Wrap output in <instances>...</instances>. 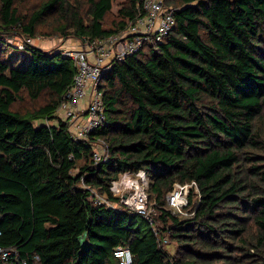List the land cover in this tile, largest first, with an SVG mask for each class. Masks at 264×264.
<instances>
[{
  "label": "trees",
  "instance_id": "16d2710c",
  "mask_svg": "<svg viewBox=\"0 0 264 264\" xmlns=\"http://www.w3.org/2000/svg\"><path fill=\"white\" fill-rule=\"evenodd\" d=\"M143 1L125 0L109 22L114 0H0V245L42 264H120L118 246L132 264H264V0H166L176 22L159 49L103 77L107 123L75 140L57 120L75 62L26 40L51 26L105 38ZM23 92L47 102L17 109ZM100 141L107 155L95 162ZM141 169L154 179L153 224L96 201L119 202L111 182ZM192 181L194 213L173 214L166 195Z\"/></svg>",
  "mask_w": 264,
  "mask_h": 264
},
{
  "label": "built area",
  "instance_id": "2783aa9c",
  "mask_svg": "<svg viewBox=\"0 0 264 264\" xmlns=\"http://www.w3.org/2000/svg\"><path fill=\"white\" fill-rule=\"evenodd\" d=\"M166 0H144L138 9L135 20L119 33L105 38L86 41L77 49H63L64 54L71 57L76 65L74 81L61 101L56 115L57 120L68 121L71 136L75 140L87 139L93 130L107 123L106 106L103 97V77L115 65L124 62L129 56L146 46L159 49L171 34L175 25V8L169 6ZM26 42L32 40L28 38ZM20 40L18 46H23ZM107 155V146L100 141L94 150L95 162L101 161ZM153 177L145 170L137 172H121L113 180L110 190L119 198V202H110L96 193V201L111 206L128 208L131 212L140 214L150 223L154 222L155 206L150 202L149 189ZM199 198V187L195 181L191 183H176L172 191L166 195V205L173 214L189 216L194 213L189 196ZM194 202H192L193 204ZM185 209V210H184ZM157 234V228L154 227ZM1 235V231H0ZM169 242L168 236L164 237ZM114 256L120 264H132L133 254L128 247L118 246ZM0 264H42L38 254L23 256L13 247L0 245Z\"/></svg>",
  "mask_w": 264,
  "mask_h": 264
},
{
  "label": "rangeland",
  "instance_id": "374dc122",
  "mask_svg": "<svg viewBox=\"0 0 264 264\" xmlns=\"http://www.w3.org/2000/svg\"><path fill=\"white\" fill-rule=\"evenodd\" d=\"M125 0H114L113 7L107 17V20L111 22L113 19L119 17V10L124 4ZM43 32H51V34H39V36L32 40L33 43H36L37 45L45 48V49H77L81 47V44L83 43L82 40L70 36L66 37L64 36L60 31L55 30V27H47L43 28ZM21 40L19 36L13 37L12 42L16 45H18V42ZM12 54H15L12 52ZM24 99L17 101L14 104V107L21 110H27L36 108L44 103L47 102L48 96L43 95L37 100H31L27 95L26 92H23ZM152 202L155 201L154 196L151 198ZM179 245H177L176 242H172L168 245V248L170 252L174 255L177 254Z\"/></svg>",
  "mask_w": 264,
  "mask_h": 264
}]
</instances>
